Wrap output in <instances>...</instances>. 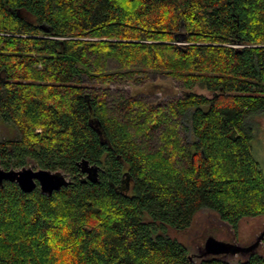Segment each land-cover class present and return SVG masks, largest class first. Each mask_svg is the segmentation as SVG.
Returning <instances> with one entry per match:
<instances>
[{"label": "trees", "instance_id": "1", "mask_svg": "<svg viewBox=\"0 0 264 264\" xmlns=\"http://www.w3.org/2000/svg\"><path fill=\"white\" fill-rule=\"evenodd\" d=\"M140 71L182 97L124 99L118 118L82 81ZM260 116L264 0H0V122L17 134L0 141V167L70 180L50 195L2 183L0 264H230L189 261L169 232L207 209L234 231L264 217ZM151 130L155 151L137 141Z\"/></svg>", "mask_w": 264, "mask_h": 264}, {"label": "rangeland", "instance_id": "2", "mask_svg": "<svg viewBox=\"0 0 264 264\" xmlns=\"http://www.w3.org/2000/svg\"><path fill=\"white\" fill-rule=\"evenodd\" d=\"M104 66L108 73L123 74L121 68L115 61H106ZM124 78L122 80L117 78V81L106 86L97 83L93 79L90 80L87 76H83L82 81L88 87L87 93L105 94L108 108L113 114L117 113L118 118H124V114H129L128 112L115 111V104L124 99L139 101L148 107H165L168 102L177 101V99L182 97L181 84L166 77L163 73L140 71L135 74H126ZM130 115L133 116L132 113ZM256 121L259 123L260 132L257 133L251 143V153L264 177V117L260 116ZM160 132L161 130H151L146 136L137 138L138 144L148 151L157 150L160 145ZM16 136L17 134L10 125L0 122V141L15 138ZM169 233L186 246L185 248L188 250L190 261L198 262L199 260L209 258V256H200L208 236L241 247H247L255 243L258 237L264 233V217L244 220L239 224L237 231H234L227 223L222 222L213 212L207 209L196 214L188 229L182 232L171 231ZM254 254L264 255V236L257 248L249 253V255L236 254L220 256V260L230 264H238Z\"/></svg>", "mask_w": 264, "mask_h": 264}, {"label": "water", "instance_id": "3", "mask_svg": "<svg viewBox=\"0 0 264 264\" xmlns=\"http://www.w3.org/2000/svg\"><path fill=\"white\" fill-rule=\"evenodd\" d=\"M15 183L18 188L29 193L34 188H39L46 195H50L54 191L60 190L62 187L68 186L70 180L64 174L58 172H50L44 169L22 168L19 170H5L0 167V186L3 182ZM264 233H262L255 243L247 247H241L230 243H225L208 236L203 246L202 257H216L236 254H248L253 252L261 242ZM189 257V261H190Z\"/></svg>", "mask_w": 264, "mask_h": 264}]
</instances>
